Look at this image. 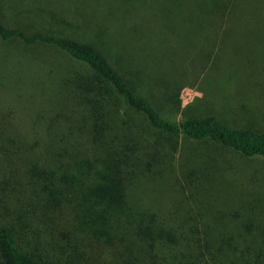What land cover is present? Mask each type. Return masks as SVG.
Returning <instances> with one entry per match:
<instances>
[{"label": "trees", "instance_id": "trees-1", "mask_svg": "<svg viewBox=\"0 0 264 264\" xmlns=\"http://www.w3.org/2000/svg\"><path fill=\"white\" fill-rule=\"evenodd\" d=\"M1 1L29 65L0 102V264H264V226L215 213L233 180L264 213V130L171 119L191 82L144 68L264 67V0Z\"/></svg>", "mask_w": 264, "mask_h": 264}, {"label": "rangeland", "instance_id": "rangeland-1", "mask_svg": "<svg viewBox=\"0 0 264 264\" xmlns=\"http://www.w3.org/2000/svg\"><path fill=\"white\" fill-rule=\"evenodd\" d=\"M54 2L59 5L64 3ZM70 2V1H69ZM0 3L2 1L0 0ZM14 46L11 44L0 43V102L7 103L11 106V67H28L29 59L18 56L15 58L13 52ZM20 63L15 65L16 60ZM150 69L151 84L158 90H162L166 83H171L177 86L191 82L190 86H184L179 92V101L181 111L176 113L171 112L169 117L174 120H179L183 116L204 117L208 115L216 116L224 123L237 128H250L254 130H264V67H144ZM10 71V72H8ZM199 79L196 77L201 72ZM4 77L6 80H4ZM1 81L3 84H1ZM194 81V82H192ZM225 81H228L227 83ZM234 92L233 95L225 97L221 89ZM186 89V90H184ZM233 89V90H231ZM2 92H8L7 102L3 97ZM188 92L191 96V101H183L181 96ZM10 95V96H9ZM10 101V102H9ZM185 114V115H184ZM1 116V108H0ZM192 166V164L190 163ZM188 168V167H187ZM227 182L226 185L219 187V203L216 204L218 213L220 212L225 217L223 221L227 223L233 222L232 216L235 211L241 214L242 218L250 216L255 221V227L261 229L264 224L261 217L264 213L258 208L247 210L242 206L244 197L250 200L248 193L242 197V188L231 184L243 185L242 181ZM225 182V181H224ZM165 182H156L153 185L152 193H158L161 196L160 205L164 210L169 205V200L173 196V186L166 188ZM230 184L231 187L228 185ZM251 184L246 189L251 188ZM231 190V193L226 192ZM233 190V191H232ZM160 192V193H159ZM243 208H242V207ZM240 219V218H238ZM257 229V230H258Z\"/></svg>", "mask_w": 264, "mask_h": 264}, {"label": "built area", "instance_id": "built-area-1", "mask_svg": "<svg viewBox=\"0 0 264 264\" xmlns=\"http://www.w3.org/2000/svg\"><path fill=\"white\" fill-rule=\"evenodd\" d=\"M184 90H186V89H184ZM181 98L183 99V101H185V100H187V101H191V96H190V94L188 93V92H185L182 96H181Z\"/></svg>", "mask_w": 264, "mask_h": 264}]
</instances>
